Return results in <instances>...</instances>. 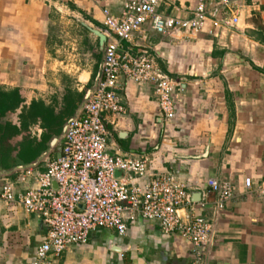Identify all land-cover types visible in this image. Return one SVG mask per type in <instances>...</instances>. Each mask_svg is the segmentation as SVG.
<instances>
[{
  "label": "crops",
  "instance_id": "0c3cea01",
  "mask_svg": "<svg viewBox=\"0 0 264 264\" xmlns=\"http://www.w3.org/2000/svg\"><path fill=\"white\" fill-rule=\"evenodd\" d=\"M129 1L0 0V87L21 97L5 121L20 128V115H28L27 129L0 140V193L15 177L7 171L35 160L53 138L51 155L59 154L63 127L99 72L101 38L93 30L102 32L105 9L117 16ZM200 1L161 0L158 10L191 18ZM235 1L243 8L238 25L219 28L216 36L162 35L145 23L121 43L122 52L151 55L180 82L173 119L160 115L152 84L124 75L118 90L124 112L103 114L110 153L148 156L146 179L173 174L186 184L193 203L187 212L211 224L203 264H264V0ZM31 109L54 115V136L25 160L22 146L35 148L43 134L42 115ZM208 178L234 188L222 208L206 187ZM128 226L122 237L108 229L91 232L86 244L50 255V264H193L192 244L164 234L158 222L137 219ZM45 234L39 217L0 197V264L33 259Z\"/></svg>",
  "mask_w": 264,
  "mask_h": 264
},
{
  "label": "built area",
  "instance_id": "2783aa9c",
  "mask_svg": "<svg viewBox=\"0 0 264 264\" xmlns=\"http://www.w3.org/2000/svg\"><path fill=\"white\" fill-rule=\"evenodd\" d=\"M160 3L130 0L117 16L104 10L106 41L99 72L87 98L65 124L59 154L52 156L51 148L37 163L21 164L7 172L15 177L1 186V199L39 217L46 228L33 259L20 264H50V255L59 256L74 244H86L90 233L99 229L125 236L128 224L137 219L156 221L164 234L187 239L192 244L193 264H203L211 224L203 215L187 212L193 203L186 184L173 174L146 179L151 162L148 156L110 153V132L103 114L124 112L118 94L119 79L124 75L154 86L162 117L173 119L176 115L180 82L151 55L122 52L121 43L132 41L145 23L162 35L216 36L219 28L238 25L243 8L235 0L218 4L201 0L193 17L181 18L160 12ZM244 184L247 190L252 189L250 177ZM18 187L21 191L17 192ZM206 187L217 194L219 208L234 193L231 184L214 178L206 180ZM259 189L264 192V184Z\"/></svg>",
  "mask_w": 264,
  "mask_h": 264
},
{
  "label": "trees",
  "instance_id": "16d2710c",
  "mask_svg": "<svg viewBox=\"0 0 264 264\" xmlns=\"http://www.w3.org/2000/svg\"><path fill=\"white\" fill-rule=\"evenodd\" d=\"M83 94L84 93L78 96L79 98L78 100L81 99ZM20 103H21V97L17 89L5 91L4 89L0 87V140L1 141L4 139V137H9L10 135L18 134L22 130L27 129L28 123L26 122H27L28 115L25 116L24 112H22V115H20L21 116L20 120L22 123L20 128L14 124H11L5 121L6 115L9 112H14L20 106ZM79 104L80 103L78 102L75 103V110L78 108ZM34 106L35 105H32V108ZM35 111L36 113L34 115L33 109H31L32 113L30 112V114H32L34 117H36L39 114L42 115L43 134H42V137L39 139V141H34V142H37V145L35 148L31 146L32 145L31 142L22 146V151H20L19 155L25 160L34 159L38 153L35 154V156H33L32 155V153L34 154L33 151L36 152L35 149H37L38 151L39 145L41 146V149L45 148L50 138L54 136V115L53 114L51 115L49 113V115L43 116L42 112H39V110H35Z\"/></svg>",
  "mask_w": 264,
  "mask_h": 264
},
{
  "label": "water",
  "instance_id": "95a60500",
  "mask_svg": "<svg viewBox=\"0 0 264 264\" xmlns=\"http://www.w3.org/2000/svg\"><path fill=\"white\" fill-rule=\"evenodd\" d=\"M93 31H94L95 33H97L98 36H100V38H101V47H102V50H103L104 45H105V41H106V37H105V35H104L101 31H99V30H93ZM89 92H90V89L87 90V92H86V94H85V96H84V98H83V101L87 98ZM83 101H82V103H83ZM82 103H81V104H82ZM64 129H65V126L63 127L62 133L64 132ZM62 133H61V135H62ZM56 141H57V138H53L52 141L50 142V147H49V149L46 150L45 152H43L39 157H37L35 160H33V161L30 162V163H37V162H38V161H39L44 155H46L47 153H49V150H50L51 148L54 147V143H55ZM7 172H8V171H7ZM117 175H120V172H119V171L117 172Z\"/></svg>",
  "mask_w": 264,
  "mask_h": 264
},
{
  "label": "rangeland",
  "instance_id": "374dc122",
  "mask_svg": "<svg viewBox=\"0 0 264 264\" xmlns=\"http://www.w3.org/2000/svg\"><path fill=\"white\" fill-rule=\"evenodd\" d=\"M35 150H36V152L33 151L34 154L32 153L33 156H35V154H37V153L39 154V152L41 151V146L39 145V147H38V151H37V149H35ZM32 155H31V156H32Z\"/></svg>",
  "mask_w": 264,
  "mask_h": 264
}]
</instances>
